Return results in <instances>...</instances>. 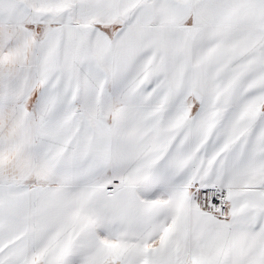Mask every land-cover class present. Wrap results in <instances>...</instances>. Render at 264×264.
Returning a JSON list of instances; mask_svg holds the SVG:
<instances>
[{"label":"snow or ice","instance_id":"1","mask_svg":"<svg viewBox=\"0 0 264 264\" xmlns=\"http://www.w3.org/2000/svg\"><path fill=\"white\" fill-rule=\"evenodd\" d=\"M0 264H264V0H0Z\"/></svg>","mask_w":264,"mask_h":264}]
</instances>
